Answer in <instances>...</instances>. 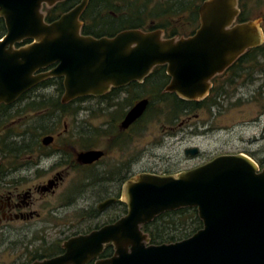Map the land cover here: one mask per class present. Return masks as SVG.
Here are the masks:
<instances>
[{
  "label": "water",
  "instance_id": "water-1",
  "mask_svg": "<svg viewBox=\"0 0 264 264\" xmlns=\"http://www.w3.org/2000/svg\"><path fill=\"white\" fill-rule=\"evenodd\" d=\"M62 1L0 0L6 29L0 38V103L12 104L39 82L61 77L62 102L101 96L112 87L141 83L157 66H165L170 77L166 92L200 100L215 75L262 44L256 22L234 25L238 0L203 1L198 29L180 38H164L159 29L84 36L80 17L88 0L46 22L44 8ZM24 40L30 43L17 48ZM147 104L138 101L122 126L140 118ZM198 152L196 147L184 151ZM102 155L87 151L78 159L89 164ZM121 200L126 213L115 222L72 236L62 243V254L31 264H86L108 244L113 256L96 264H264V167L243 153L218 155L175 174H137L123 184ZM114 201L100 203L98 211ZM181 208H195L202 228L181 241L149 244L142 226Z\"/></svg>",
  "mask_w": 264,
  "mask_h": 264
},
{
  "label": "flooded vegetation",
  "instance_id": "flooded-vegetation-1",
  "mask_svg": "<svg viewBox=\"0 0 264 264\" xmlns=\"http://www.w3.org/2000/svg\"><path fill=\"white\" fill-rule=\"evenodd\" d=\"M237 8L234 25L252 21L243 9V0H238ZM243 11L246 19L241 21L239 19ZM258 26L262 44L247 50L223 72L215 75L209 82L207 95L200 100H184L174 93L166 92L170 77L165 69L162 72L152 71L141 83L131 82L112 87L101 96L88 95L68 102H62L63 78H48L29 89L14 103H0V231H7L12 224L26 230L30 221L42 217L46 201L59 196L64 186L72 203V171L75 169L86 170L88 185L92 187L96 184L99 193L103 194L93 210L97 216L113 208H120V213L124 215L126 206L121 200L122 186L141 172L140 123L153 106L164 107L165 102L160 95L166 94L170 101L174 96L181 100L180 115L176 110L173 111L172 103L166 105L172 116L163 132L169 135L179 130L184 137L193 134L189 124L199 118V112L213 111L215 118H227L234 111V106L242 103L235 111L242 115L246 109L250 110L248 114L251 118L241 119L239 124L259 129L250 141L264 143V18L260 19ZM25 41L16 47L30 43L29 40L27 43ZM54 67L51 65L37 73L47 72ZM144 99L148 100V104L143 115L124 128L122 123L127 113ZM36 109L38 119L32 118L29 124L25 122L20 133L16 132L14 128L23 120L20 121V118L16 121L14 116ZM182 116L184 118L180 120ZM190 148H185L183 153ZM114 150L121 153L123 160L112 165L109 170L100 168V164ZM87 151H101L103 155L92 163L83 164L78 156ZM260 152L263 160L255 162L263 168L264 144ZM199 154L200 151L196 156ZM108 199L115 201L98 211V205ZM120 213L101 226L115 222L121 217ZM27 234L22 231L21 237ZM52 244V250L57 248V253L41 259L33 258L30 264L63 253L62 243L53 241ZM108 247L109 251L104 253ZM23 249L26 250L21 256L26 258L28 248L24 246ZM113 254V246L105 245L101 255L86 264H96L97 261L111 258Z\"/></svg>",
  "mask_w": 264,
  "mask_h": 264
},
{
  "label": "rangeland",
  "instance_id": "rangeland-1",
  "mask_svg": "<svg viewBox=\"0 0 264 264\" xmlns=\"http://www.w3.org/2000/svg\"><path fill=\"white\" fill-rule=\"evenodd\" d=\"M243 3L249 19L259 24L260 19L264 18V0H243ZM241 104L234 106V111L227 118H215L213 111L199 112V118L189 124V130H193V134L189 133L185 137L180 130L170 135L163 132L164 127L170 124L172 113L167 109V104L161 108L155 104L158 108L153 106L140 123V173L175 174L222 154L243 153L254 161L263 160L260 148L264 143L250 141L259 129L239 124L241 119L251 118L248 114L250 110L244 109L242 115L235 111ZM37 111L17 113L14 119L18 121L21 118L20 121H23L14 128L16 132L20 133L25 122L29 124L32 118L38 119ZM183 118L184 116L180 117V120ZM190 147H198L200 154L185 156L183 150ZM122 160L121 153L114 150L99 167L109 170ZM87 176L86 170L72 171V203L64 186L59 196L46 201L42 217L30 221L26 230L12 224L7 231H0V264H30L37 254H49L53 241L63 243L69 237L86 233L116 218L120 208L110 209L99 216L94 213L103 194L99 193V186L96 184L92 187L88 185ZM119 216L123 214L120 213ZM22 231L28 232L26 237H21ZM24 246L28 248L26 258L21 256L26 250L23 249Z\"/></svg>",
  "mask_w": 264,
  "mask_h": 264
},
{
  "label": "trees",
  "instance_id": "trees-1",
  "mask_svg": "<svg viewBox=\"0 0 264 264\" xmlns=\"http://www.w3.org/2000/svg\"><path fill=\"white\" fill-rule=\"evenodd\" d=\"M203 1L205 0H88L80 17L81 34L95 38H110L121 31L130 29L142 31L159 29L163 31L164 38L186 37L192 35L198 27V10ZM79 2L80 0H64L50 9L44 8L46 22L58 19L60 15L72 9ZM242 19H246L244 11L239 20L243 21ZM5 32L4 21L0 18V38ZM26 41L24 43H27ZM164 70L165 66H157L153 69L155 72ZM160 96L165 104L172 103L174 112L176 110L178 115L181 114V100L174 96L170 101L166 94ZM201 228L202 222L195 208H181L165 212L142 226V230L148 235L150 244L153 245L181 241ZM178 229H180L179 232L172 233ZM109 249L110 247L106 248L104 253H107ZM56 250L57 248H54L46 255L37 254L34 258L41 259L51 256L57 253Z\"/></svg>",
  "mask_w": 264,
  "mask_h": 264
}]
</instances>
